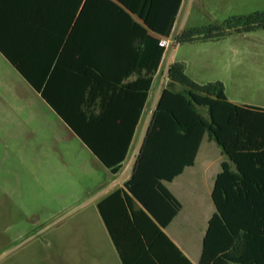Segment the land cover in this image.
Here are the masks:
<instances>
[{
    "label": "crops",
    "instance_id": "0c3cea01",
    "mask_svg": "<svg viewBox=\"0 0 264 264\" xmlns=\"http://www.w3.org/2000/svg\"><path fill=\"white\" fill-rule=\"evenodd\" d=\"M68 12L67 0L65 3L63 0H0V42L53 102L44 98L0 50V60L30 89L24 86L27 89L24 95L31 99L25 104L30 111V127H51L78 147L72 165L77 176H81L79 183H89L93 192L98 215L110 239L111 264H200L210 221L217 212L212 198L215 183L223 163L230 162L217 143L206 135L194 165L185 167L173 181L165 182L181 204L167 227L158 223L126 184L133 176L162 91L169 84L170 65L185 63L188 75L197 83H204L189 71L186 60L179 61L175 55L164 65L165 53L149 90L148 57L135 49L142 48V44L136 40H112V54H101L99 41L70 38L75 24L68 22ZM180 12L181 9L178 16ZM178 16L169 44L172 40L176 42L185 29L175 34ZM23 106L6 103L0 108L3 112H14ZM65 118L76 120L79 131L95 144L101 155L93 151ZM30 134L37 137L40 130H32ZM34 154L44 156L43 150ZM263 166L264 163L258 164L255 170L261 171ZM65 168L72 170L71 165ZM110 195L112 204L108 213L112 233L98 208Z\"/></svg>",
    "mask_w": 264,
    "mask_h": 264
},
{
    "label": "trees",
    "instance_id": "16d2710c",
    "mask_svg": "<svg viewBox=\"0 0 264 264\" xmlns=\"http://www.w3.org/2000/svg\"><path fill=\"white\" fill-rule=\"evenodd\" d=\"M183 2L67 0L68 22L75 24L70 38L99 41L101 54H112V40H136L143 46L135 48L138 54L142 50L148 57L150 90ZM258 29H264V12L234 17L222 25L185 28L176 42L216 41L231 31L241 34ZM0 50L53 104L1 42ZM168 77L169 84L162 91L126 188L162 227H167L181 204L165 182L173 181L185 167L194 165L207 135L230 162L223 163L215 183L212 198L217 212L210 221L200 264H264V168L255 170L256 165L264 163V108L230 101L221 81L197 83L183 62L171 64ZM204 108L207 116L200 111ZM65 119L101 155L79 131L76 120ZM111 204L112 195L102 200L98 208L112 233L108 213Z\"/></svg>",
    "mask_w": 264,
    "mask_h": 264
},
{
    "label": "rangeland",
    "instance_id": "374dc122",
    "mask_svg": "<svg viewBox=\"0 0 264 264\" xmlns=\"http://www.w3.org/2000/svg\"><path fill=\"white\" fill-rule=\"evenodd\" d=\"M257 12H264V0H184L175 34ZM172 55L186 60L198 81H221L238 104L264 108V29L231 31L216 41L172 40L164 65ZM7 66L0 60V105L24 108H0V264H111L93 192L73 166L78 147L51 127H30L31 99L24 95L30 89ZM32 130L40 134L32 137Z\"/></svg>",
    "mask_w": 264,
    "mask_h": 264
}]
</instances>
